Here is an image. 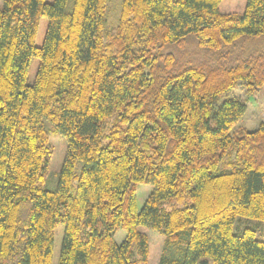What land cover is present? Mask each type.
I'll use <instances>...</instances> for the list:
<instances>
[{
    "label": "trees",
    "instance_id": "trees-1",
    "mask_svg": "<svg viewBox=\"0 0 264 264\" xmlns=\"http://www.w3.org/2000/svg\"><path fill=\"white\" fill-rule=\"evenodd\" d=\"M3 1L0 264H52L60 226L58 264H147L139 226L166 249L187 241L160 264H264V240L234 231L264 221V122L237 128L246 103L222 100L264 86V50H245L264 40V0L232 14L222 0H123L110 32L108 0ZM46 121L68 145L55 190ZM140 184L153 186L141 209Z\"/></svg>",
    "mask_w": 264,
    "mask_h": 264
},
{
    "label": "rangeland",
    "instance_id": "rangeland-1",
    "mask_svg": "<svg viewBox=\"0 0 264 264\" xmlns=\"http://www.w3.org/2000/svg\"><path fill=\"white\" fill-rule=\"evenodd\" d=\"M47 2H53L54 0H46ZM248 0H222L219 4V10L222 13H243L245 11ZM123 0H108L107 11V25L106 31L116 27L119 23L121 8ZM71 5V3H70ZM4 6V1L0 0V7ZM48 18L41 17L40 26L37 33L35 44L41 46L44 42L47 28ZM248 53L254 51L264 50V40L258 42L249 43L245 48ZM40 65L39 57H32L30 67L28 71V83L32 84L35 81L37 72ZM227 98H238L247 105V111L236 126L237 128H244L248 131L256 129L261 123L264 122V86L257 90H250L244 84L239 82L235 89L230 93L223 96L222 100ZM46 127L49 132V140L52 146V156L48 165V176L44 183V188L47 190H55L59 184V177L63 167V163L67 153V140L60 133L57 127L50 121H46ZM82 168V163H79L76 168V172L79 173ZM153 191V186L150 184H140L138 187V205L141 209L145 204L146 199ZM241 224V226H239ZM261 228H258V227ZM138 229L147 234L149 239V255L147 264H160L161 257L166 251L170 256L177 258L183 257V249H185L187 241L179 239L176 243L167 247L166 249V236L160 231L147 226H139ZM245 229H253L255 231L256 239L264 240V221L255 219L238 218L234 231L243 232ZM64 227L60 226L56 229L55 244L53 253V263L58 264L63 236ZM126 232L124 230H118L115 235L116 242L121 244L126 238ZM176 247V248H174ZM178 248V249H177Z\"/></svg>",
    "mask_w": 264,
    "mask_h": 264
}]
</instances>
